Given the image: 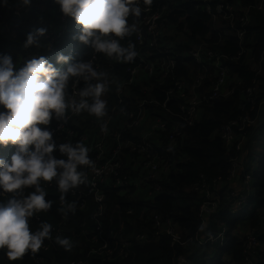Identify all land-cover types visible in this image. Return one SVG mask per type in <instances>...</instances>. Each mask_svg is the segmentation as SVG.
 Here are the masks:
<instances>
[{
  "label": "trees",
  "instance_id": "1",
  "mask_svg": "<svg viewBox=\"0 0 264 264\" xmlns=\"http://www.w3.org/2000/svg\"><path fill=\"white\" fill-rule=\"evenodd\" d=\"M225 1L239 2L246 6L254 4L257 0ZM142 4H145L143 0ZM148 4L154 5L153 10L164 8L162 19L169 35L162 37L160 43L168 44L169 41L180 38L186 40V43H191V46L205 44L219 54L228 55L227 50L230 57L235 55L237 47L233 35L225 36L224 45L213 40L218 34L224 36L222 33L224 26L220 23L214 24L203 10L195 6L197 4L202 7V2L150 0ZM24 7L13 22L15 35L0 36V54L10 55L13 64L18 66L17 69L22 67L27 59L41 55L55 67L61 68L64 65L55 59L61 49L63 54L71 57L70 62L86 61L90 57L92 49L74 38L76 33L62 38L56 49H47L52 29L58 23L60 13L54 0H30ZM0 11L6 12L8 9L0 4ZM5 15L9 17L7 13ZM248 18L249 23L245 28L250 44L244 47L250 50L249 56L257 58L264 46V10L252 8ZM138 19L139 17H136L134 20V17L130 16L128 21L137 23ZM73 26L74 23H71L70 28ZM40 27L46 31L39 36L38 44L25 47L26 34ZM208 37L212 39H207ZM118 39L124 46L129 43L134 45V32ZM174 48L186 51L188 46L175 44ZM145 50V47L141 49ZM225 61L228 62L230 72L236 75L239 85L234 87L233 93L207 102L202 103L204 99L199 97L201 99L199 104L202 103L201 114L194 124L186 125L183 124V119L179 118V114L182 113L183 116L185 114L179 106L185 105L186 100L181 96L179 89L175 86L170 88L173 87V81L178 78L191 80L195 64L190 59L183 56L177 58L175 66L161 84L156 82L158 73L155 77H142L139 81L132 82L125 88L127 96L118 104L115 83L128 78L125 68L134 65V58L131 61H116L103 57L100 60V69L108 74L109 82L108 90L104 94L107 102L106 115L101 119L86 112L72 116L70 125L74 132L69 139L73 143L83 142L89 148L88 156L92 160L97 153L93 145L100 136V124L109 115L111 107H117L118 110L107 123L104 153L106 157L112 156L114 162H119L120 167L117 169V176L110 174L100 185L104 195L102 215H95L97 203L88 192V186L80 184L82 185L80 200H76L78 194L71 196L70 191L65 195L66 201L76 202L75 211L65 216L59 210L60 194L55 181L43 182L47 190L45 199L53 200V204L48 210L36 213L30 218V230L38 228L41 221H46L52 225L51 236L44 239L38 251L32 253L31 250H27L21 258L9 260V264H70L76 261H82L83 264H173V259L176 264L179 256L191 259V264H242L245 261L244 245L239 237L231 235L232 232L237 230L239 235L251 232L258 237L264 235V156L260 155V151L264 149V140L256 142L264 123L259 127L244 126L241 130L246 136L239 158L244 170L235 176V181H240L244 171L250 170L251 189L246 202L238 209V216H235L237 209L234 208L235 199L230 196V192L235 189L230 187L231 182H228L230 158L236 152L226 147L220 133L225 124L237 119L242 113L248 112L257 117L260 105L257 100L248 101L245 90L251 81L256 79L258 85L255 88L251 87V97L264 96V84L250 69L244 57L237 60L223 59L222 63ZM212 70L206 80L194 88V94L199 96L205 94L204 98L211 95L214 81ZM83 83L80 81L78 87H83ZM226 88H233V85L220 86L221 91ZM184 94L187 100L192 97L190 89ZM141 101L145 103L143 104L146 112L145 123L140 122L138 126L127 127L126 123L129 121L127 112L133 109L130 108L133 104ZM0 110L6 111L2 106ZM135 111L132 110L133 113ZM158 116L167 120L166 127L153 133L151 123ZM57 122L58 120L52 118L48 125L38 126L50 129ZM176 128L179 134L174 135V141L169 142L168 136L173 131L175 133ZM115 131L120 132V139L115 137ZM59 143L63 142H57ZM255 143L260 147L258 151L260 156L257 157ZM140 146H148L160 160L170 164L166 173L155 177L154 182L158 188L147 189L150 182L146 179V169L143 165L146 158L138 151ZM15 150L16 145L11 142L0 145V158L8 160ZM54 156L60 158L62 154L54 149ZM251 161H255V164L253 165ZM116 177L120 179L125 177L127 183L114 185ZM134 181H139V184L135 186ZM199 186L212 191L217 203L206 220L198 215V205L209 198L204 196L202 191L195 189ZM152 214L160 218H169L175 228L182 233L183 236L178 242H174L173 246L170 245V237L164 234L163 227L155 226ZM97 223L103 228L107 247L113 250L111 255L104 251L99 254L92 252L103 243L101 240L93 239ZM202 225H205L203 230ZM223 226L226 232L222 245L218 241H207L204 244L189 241L195 235L199 239L207 233L217 235ZM243 230L248 232L243 233ZM137 234H143L145 238L138 240ZM57 236L69 238L72 247L66 250L56 243ZM261 251V248H257L256 253L250 257L252 264H264V256H260ZM5 260L8 258L0 249V264H4Z\"/></svg>",
  "mask_w": 264,
  "mask_h": 264
},
{
  "label": "clouds",
  "instance_id": "2",
  "mask_svg": "<svg viewBox=\"0 0 264 264\" xmlns=\"http://www.w3.org/2000/svg\"><path fill=\"white\" fill-rule=\"evenodd\" d=\"M54 2L70 17L62 36L48 50L56 49L62 38L76 33L74 38L116 61H131L137 55L133 44L124 46L118 38L137 30L136 23H129L128 18L140 17V0ZM143 2L148 4L150 0ZM2 3L6 0H0ZM21 3L28 5L30 0ZM61 25L59 14L55 27ZM45 31L43 27L29 31L24 46L38 44ZM55 59L64 66L57 68L41 55L27 59L14 70L11 56L0 54V106L6 109L0 110V145H16L8 160L0 158V249L8 258L4 264L21 258L27 250L35 253L44 239L51 236L52 225L46 221L30 230V218L53 204V200L45 199L47 190L43 182L55 181L60 194L59 210L67 216L75 211L76 202L66 201L65 195L86 182L81 166H93L89 148L83 142L57 144L51 130L38 125H48L52 118L67 122L71 115L81 112L101 119L107 111L103 96L109 86L108 74L98 71L91 60L70 62L71 57L63 54L62 49ZM79 81L84 82L83 87H76ZM100 127L107 131L106 122L102 121ZM54 149L62 154L60 158L54 156ZM241 207L235 208V216ZM55 241L66 250L72 247L67 237L57 236Z\"/></svg>",
  "mask_w": 264,
  "mask_h": 264
},
{
  "label": "built area",
  "instance_id": "3",
  "mask_svg": "<svg viewBox=\"0 0 264 264\" xmlns=\"http://www.w3.org/2000/svg\"><path fill=\"white\" fill-rule=\"evenodd\" d=\"M195 2H202L203 6L199 7L197 4L195 5L197 8L203 10L207 16L211 18V21L215 23H220L223 25L224 29L222 33L224 36L221 37L220 34L213 40L217 43L224 45V38L227 34H231L236 39V51L233 57H230L229 52L226 50L227 54H219L217 51H213L212 48L207 47L205 44H199L191 46V43H186V40H182L178 38L176 41H169L168 44L160 43L159 40L162 37H166L169 35V32L165 30L164 22L162 19L163 7L160 10H153V4H142V0H140L141 6V15L138 19L137 30L134 32V47L137 55L134 57V65H128L125 70L128 72V78L126 80H120L115 83L117 90L115 92V97L117 99V103H122V98L127 96V92H125V88L134 81H139L142 77L150 78L155 77V74L158 73V78L156 82L161 84L165 81L166 77L175 66L176 59L180 56L187 57L195 64V71L191 77L190 81H187L185 78H178L173 81L174 86L180 90L181 96L186 100L185 105H180L179 108L185 112L184 116L179 114V118L183 119V124L191 125V118L194 114L195 107L200 105L201 97L204 99L203 102H207L210 99H214L220 96H225L233 93L234 87L239 85V81H236V75L230 72V68L228 66V62H223V59H234L237 60L239 58L244 57L247 61L250 69L255 73V75L263 81L264 84V46L262 50L259 52L257 58L251 57L248 54V51L245 49V45L250 44L249 39H247V32L245 26L249 23L248 13L252 8L258 10H264V0H257L252 5L243 6L239 2H227L225 0H193ZM8 11L2 12L0 11V36L7 35H15L13 29V22L17 16H19L20 12L25 8L24 4L21 3V0H6V3H2ZM144 5V6H143ZM58 11L60 12V20L62 25L58 28L52 29L50 35L49 45L47 48L53 47L57 40L64 33L65 23L68 15L63 14L58 5ZM5 13L9 14V17L5 15ZM136 17H134L135 20ZM133 20V22H134ZM215 30V27H214ZM111 35V34H110ZM207 39H212L208 37ZM181 46L187 44L188 49L184 50H175L174 45ZM146 48L145 51H141L142 48ZM111 59L106 57L103 53L95 52L92 49L90 57L86 60H91L93 66L98 70L100 69V60L102 58ZM153 57V59H152ZM213 69V70H212ZM14 70H16V66H14ZM210 70H212L211 75H213V83L211 87V95L208 98H204L205 94L199 96L194 94L193 90L195 87L201 85L208 74H210ZM80 82V81H79ZM77 83L76 87H78ZM229 86L233 85V88H226L221 91L220 86L223 85ZM258 83L256 79L251 81V84L248 88H246V96L248 101L257 100L258 104L264 105V96L254 95L251 97V87L257 86ZM190 89L192 91V97L189 100L186 99L185 91ZM170 92V91H169ZM104 98V96H103ZM105 99V98H104ZM168 97H166V100ZM201 103V104H202ZM144 101L138 102L137 104H133L130 108L135 109V113L132 112L133 109L127 112V116L129 121L126 123L127 127L138 126L140 122L145 123L146 112H144ZM117 107H111L109 111V115L105 118L103 122H106V125L109 121V118L112 116L115 111H117ZM167 111V110H166ZM246 112V111H245ZM76 115V114H73ZM71 115L67 122L58 121L54 126H52L49 130H51L53 134V139L55 142H64L69 141L74 129L72 128L70 119L73 116ZM162 118H165V116ZM160 116L156 117L154 121L151 123L152 128L151 131L153 133L155 131H162L166 127V119H162ZM256 116H252L248 112L242 113L237 119L230 121L225 124L220 133L221 138L224 140V144L229 150H234L236 154L230 158L231 169L229 171L228 182H232L235 180V176L240 171H243V166L239 163L240 154L242 153V146L245 141V132L241 131L244 126L251 127L256 123ZM179 125V124H177ZM105 134L107 131H100L99 138L95 141L93 147L96 148L97 153L92 159L93 166H82L81 168L84 171L86 176V182L82 185L88 186V192L92 194L94 201L97 203V212L95 215H102V211L104 209L103 203V193L100 189V185L103 184L104 181L107 180V177L110 174L113 176H117V169L120 167L119 162H114L113 157L105 156ZM179 130L176 128L174 131L168 136V141H174V135H178ZM114 135L116 138L120 139V132L115 131ZM138 151L146 158L143 165L146 169V179H149L150 184L147 186L148 190H151L153 187L158 188L157 184L154 182L156 176H160L161 174L166 173L170 164L166 161H162L159 159L158 155L153 152L148 146H140ZM54 154V151H53ZM251 171H244L240 181H239V189H235V191L230 192V196L235 199L234 208L241 207L247 200V194L251 189ZM127 183L125 177L122 179L116 177L114 185H124ZM133 184L137 186L139 181H134ZM51 185V183H48ZM82 185L77 186L76 188L70 190L71 196H76V200L81 199L82 189L80 188ZM203 192L204 196L209 198L208 201L202 202L198 205V215L206 220L207 216L212 212V210L217 206L216 201L214 200L215 194L210 191L208 188L204 186L195 187ZM242 191V192H241ZM241 192V193H240ZM71 202V201H68ZM59 206L61 207V203L59 202ZM152 218L155 226L163 227L164 234L170 237V245L173 246L174 242H178L180 238L183 236L182 233L177 230L169 218H160L156 214H152ZM203 223V222H202ZM121 226V225H120ZM204 229V225H202V230ZM225 232L226 229L223 226L221 231L218 232L217 235H213L211 233L204 234V236L198 238L197 235L189 239V241H198L200 244H204L207 241L215 242L218 241L220 245H222L225 241ZM232 236L239 237L240 241L244 245L243 249V261L242 264H252L250 259L256 253L257 248L264 249V236L258 237L252 234L251 232L247 234L239 235L237 230L232 232ZM145 236L143 234H137L136 239L143 240ZM93 239L98 241L101 240L103 243L97 249H94L92 252L101 253L104 251L106 254L111 255L113 250L109 249L107 246V241L104 239L103 228L100 223L96 224L95 234ZM192 260L185 257L179 256L176 259V264H191ZM70 264H83L82 261L72 262ZM174 264V259H173Z\"/></svg>",
  "mask_w": 264,
  "mask_h": 264
},
{
  "label": "rangeland",
  "instance_id": "4",
  "mask_svg": "<svg viewBox=\"0 0 264 264\" xmlns=\"http://www.w3.org/2000/svg\"><path fill=\"white\" fill-rule=\"evenodd\" d=\"M201 105V104H200ZM200 105H197L196 107H195V111H194V114L192 115V118H191V125L192 124H194L195 122H196V120H197V118H198V116H200V114H201V109H200ZM264 105H261L260 106V108H262ZM264 140V126H262L261 128H260V131H259V133H258V136H257V138H256V142H260V141H263ZM260 155L261 156H264V149H262L261 151H260ZM259 155V156H260Z\"/></svg>",
  "mask_w": 264,
  "mask_h": 264
},
{
  "label": "crops",
  "instance_id": "5",
  "mask_svg": "<svg viewBox=\"0 0 264 264\" xmlns=\"http://www.w3.org/2000/svg\"><path fill=\"white\" fill-rule=\"evenodd\" d=\"M254 148H255V156L257 157L259 155L258 154V144L257 143H255ZM252 162L253 161H251V163ZM239 186H240L239 182L238 181H235V180H233L231 182V184H230V187H232L233 189H239ZM204 227H205V225H204ZM246 232H248V231L247 230H243V233H246ZM260 256H264V249H262V251L260 253Z\"/></svg>",
  "mask_w": 264,
  "mask_h": 264
},
{
  "label": "water",
  "instance_id": "6",
  "mask_svg": "<svg viewBox=\"0 0 264 264\" xmlns=\"http://www.w3.org/2000/svg\"><path fill=\"white\" fill-rule=\"evenodd\" d=\"M263 123H264V106L260 108L258 111L256 127L261 126ZM227 260L230 261V259Z\"/></svg>",
  "mask_w": 264,
  "mask_h": 264
}]
</instances>
